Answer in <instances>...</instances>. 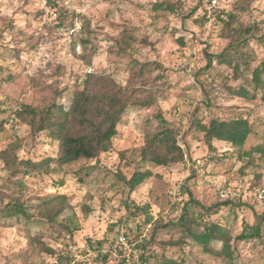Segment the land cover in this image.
Listing matches in <instances>:
<instances>
[{
  "label": "rangeland",
  "instance_id": "374dc122",
  "mask_svg": "<svg viewBox=\"0 0 264 264\" xmlns=\"http://www.w3.org/2000/svg\"><path fill=\"white\" fill-rule=\"evenodd\" d=\"M207 1L0 0V153L8 150L11 161L0 155V215L20 179L30 206L59 194L70 205L55 221L38 209L29 221L0 217V264H143L144 256L165 264L162 252L179 264H264V226L261 237L236 238L264 212V160L239 156L264 145V102L238 93L250 88L251 68L264 61V0H217L205 14ZM155 3L180 6V14ZM227 12L235 14L229 28L222 21L230 19ZM223 52L239 72L219 61ZM89 72L111 76L151 104L127 109L111 149L97 160L13 175L20 160L58 156V140L36 130L40 115L31 110L46 114L56 99L68 108ZM159 114L182 147L179 163L141 158L162 129ZM238 117L252 126L246 142L210 146L204 126ZM135 173L143 180L131 189ZM135 204L150 205L151 223L134 214ZM202 205L212 207L206 220L226 225L233 236L221 254L206 253L172 225L185 208L197 216ZM121 231L128 246L118 244Z\"/></svg>",
  "mask_w": 264,
  "mask_h": 264
},
{
  "label": "trees",
  "instance_id": "16d2710c",
  "mask_svg": "<svg viewBox=\"0 0 264 264\" xmlns=\"http://www.w3.org/2000/svg\"><path fill=\"white\" fill-rule=\"evenodd\" d=\"M212 1H207L209 8H206L207 11L205 14H207L209 9L215 7L210 4ZM154 6L159 9L165 8L172 10L180 14V6L171 4L164 5L161 3H155ZM241 7H245L244 2ZM191 15L189 14V16ZM227 16L230 19L228 21L223 19L222 21L229 28L231 21L235 18V14L233 12H227ZM236 33L238 35L242 34V32L238 31ZM217 58L220 62H226L231 65L236 72L240 71V64H235L233 60L226 57L225 52L219 54ZM207 65L209 66L210 63L208 62ZM143 70V68H139L141 73ZM238 93L242 96H249L251 94V98H256L260 95V99L264 102V61H261L251 68L250 88L240 89ZM150 104V101L133 98L132 94L126 88L119 85L109 75H100L94 72L86 73L81 79V82L77 83L73 90L68 108H64V106L58 104L56 99L47 107L46 114H41L35 108L31 110L34 117L40 115L37 123L33 124L34 127L36 125V130L38 132L48 131L50 138L58 140V156L48 157L41 161H33L30 159L20 160L12 169L13 175L19 173L20 170L23 171L25 176L33 173L50 174L55 170L52 163L58 166H64L82 159L97 160L102 153L108 152L111 149L113 138L118 133V125L121 123L127 109L130 107H145ZM158 117H160L162 129L153 134L147 144L141 148V158L144 162H156L162 165L179 163L183 160L184 152L177 142L176 133L168 125V121L164 116L159 114ZM204 131L206 140L210 146L213 145V141L226 142L232 146H242L250 133H252V126L246 118L238 117L228 120L212 118L204 126ZM7 151H2L0 155L6 164L10 165L11 161L7 156ZM254 154H258L260 159L264 160V145L256 144L249 150L240 153L239 156H248L252 160ZM142 180L143 174L135 173L128 181L131 189L139 185ZM14 183L15 194L10 196L9 201L3 205V209L1 210L2 216L16 217L17 219L22 218L29 221L34 216L32 209H38L41 213L40 216L50 221H55L58 215L67 207H70L67 202V197L62 194L44 198L40 197L38 198L40 201L38 204L30 206L28 201L23 199L22 192L26 188L25 180H14ZM1 195H5L4 192H1ZM126 205L127 207L130 206L127 202ZM201 207L203 208V212H200L197 216L190 214L187 208H185V212L172 225L180 227L184 236L200 244L206 253H214L217 251V253L221 254L226 246H230L233 236L226 225L220 222H209L206 220V216L211 214L212 207H205L204 205ZM134 211V214L141 213L142 216L144 215V221L146 223L152 222L153 218L150 215V205L135 204ZM2 216L0 215L1 218ZM159 225L160 222H156L154 226L156 228ZM121 226L120 224L118 225V227ZM263 226L264 212L256 215L253 224H246L243 231L236 238L250 240L255 237H261ZM103 242V240H98L97 243L101 246ZM168 243L173 246H181L182 244L179 241H171ZM217 243H221V248L218 250L215 247ZM165 245L166 243L163 244V248H165ZM141 247L147 248L146 242L142 243ZM162 257H165V264H179L174 259L166 258L167 256L164 252H162ZM142 260L143 264H149V257L144 256Z\"/></svg>",
  "mask_w": 264,
  "mask_h": 264
},
{
  "label": "built area",
  "instance_id": "2783aa9c",
  "mask_svg": "<svg viewBox=\"0 0 264 264\" xmlns=\"http://www.w3.org/2000/svg\"><path fill=\"white\" fill-rule=\"evenodd\" d=\"M216 4V0H213L212 1V5L214 6ZM128 238H127V234H125V232L121 231L119 233V236H118V244L120 245H124V246H128Z\"/></svg>",
  "mask_w": 264,
  "mask_h": 264
}]
</instances>
